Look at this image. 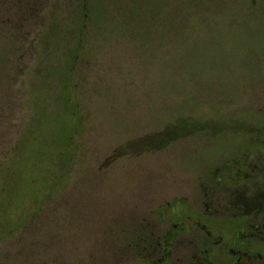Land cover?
<instances>
[{
    "label": "rangeland",
    "instance_id": "374dc122",
    "mask_svg": "<svg viewBox=\"0 0 264 264\" xmlns=\"http://www.w3.org/2000/svg\"><path fill=\"white\" fill-rule=\"evenodd\" d=\"M3 1L5 31L26 39L48 19L74 28L83 3L88 26L72 80L40 79L55 112L40 150L52 138L72 163L49 196L45 161L26 155L39 190L0 210V264H200L242 220L259 222L249 208L264 205V0ZM35 53L16 52L0 84V165L31 120ZM55 96H70L75 117Z\"/></svg>",
    "mask_w": 264,
    "mask_h": 264
},
{
    "label": "trees",
    "instance_id": "16d2710c",
    "mask_svg": "<svg viewBox=\"0 0 264 264\" xmlns=\"http://www.w3.org/2000/svg\"><path fill=\"white\" fill-rule=\"evenodd\" d=\"M3 2V0H0V8H2ZM80 12V16L74 15V20L72 21L74 28L63 29L54 25V22L48 19L47 23L39 29V35L34 39H26L21 34L7 32L8 29L6 27L9 28L10 26H8V23L3 18H0V84L7 80L4 72L12 71V68L15 66L11 58L16 52L22 53L28 46L36 50L35 59L32 62L33 66L30 71L27 69V72L32 74V79L34 80V82L28 83L26 91L27 100L29 106L33 109V113L31 120L21 132L19 140L9 152L3 155V159L6 162L0 165V210L13 207L14 202L34 195L39 190L38 186L40 183L37 177H31L37 171V164L30 166V174L25 177V170L28 167L26 164L27 154L31 153V157L34 155L36 158L39 156V158L41 157L46 162H44L45 167L42 181L44 188L41 191L49 194V196H51V193L54 192L55 188L67 176L68 167L72 163L70 160L71 155L69 156V153H67V148L69 149V147L65 146L66 149L64 148L63 152H59V150H55L54 152L50 147H57V145L53 143L54 141L51 138L50 147L40 150L44 146V130L50 124L48 118H55V115L52 116L55 112L49 110L46 104L40 102L39 94L43 90L40 86V79H51L60 73L62 81H64L63 75H65L66 80H72L71 69L75 61L71 58V52L79 50V37L86 32L88 26L84 3L81 5ZM72 39L76 41L75 45L72 44ZM2 40H8L9 49L2 48ZM41 61L45 62L43 66L41 65ZM70 64H72L71 67H69ZM69 94L70 92L67 95ZM69 97L66 96L62 101H59L56 96L53 99L56 100L54 101L56 105L63 106L65 117L69 116L73 118L76 115L77 108L75 105H71ZM76 131L73 128L68 134H65L67 145L71 144ZM40 199L35 198L34 201L28 200L31 202L29 206L37 208ZM25 206L27 207V205ZM10 226L12 227L14 224L11 223Z\"/></svg>",
    "mask_w": 264,
    "mask_h": 264
},
{
    "label": "flooded vegetation",
    "instance_id": "af4514ba",
    "mask_svg": "<svg viewBox=\"0 0 264 264\" xmlns=\"http://www.w3.org/2000/svg\"><path fill=\"white\" fill-rule=\"evenodd\" d=\"M249 167L250 166H247V168ZM246 179L248 181H251V175L247 176ZM257 193H261V191H257L255 194ZM255 194L254 196H257ZM260 195L264 198V192L263 194ZM229 196L236 197V194L231 193L229 194ZM229 196L226 197V200L231 199ZM235 197H233L232 199H234ZM254 199L258 200V198H254ZM245 203H246L245 205L251 206L249 202L246 201ZM249 210L253 211L250 215L260 217L259 222L257 224L248 223L247 225L246 223L247 218L245 220H242L243 221L242 224L244 225L243 227L239 228L238 233L236 232V230L233 229L236 232L234 239L228 240L227 242L221 244L222 255H220L219 257L216 255L210 257L209 259L207 258L208 256L205 257L203 256L202 260L200 261V264H264V240L261 238L262 236H264V205H262L260 208H253V209L249 208ZM240 211H244V210L241 209ZM190 213L191 214L189 216L192 215L191 211ZM224 223L226 225L237 224L236 226H238L239 224V222L237 223L236 221L234 222L233 219ZM243 231L244 232L248 231L247 235H251V236L246 237L248 239L246 238L242 239L239 235ZM251 237L255 239H251ZM221 259H226V260L221 261Z\"/></svg>",
    "mask_w": 264,
    "mask_h": 264
}]
</instances>
